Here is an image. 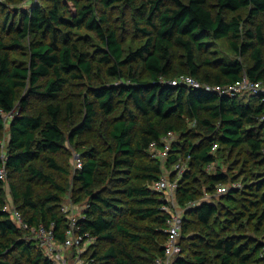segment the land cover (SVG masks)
Instances as JSON below:
<instances>
[{
	"label": "trees",
	"instance_id": "trees-1",
	"mask_svg": "<svg viewBox=\"0 0 264 264\" xmlns=\"http://www.w3.org/2000/svg\"><path fill=\"white\" fill-rule=\"evenodd\" d=\"M23 1L0 2V170L7 178L0 179V264H52L30 229L43 227L55 243L65 242L70 220L61 208L72 183L85 199L74 216L77 231L96 241L86 264H153L163 256L169 215L152 186L167 177L163 162L174 163L182 150L174 140L159 160L151 146L161 151L170 132L193 166L174 193L185 210L180 236L198 225L217 264H264V190L249 199L261 209L229 220L239 230L254 220L261 238L215 220L218 205L227 215L237 209L239 188L218 195V205L200 198L229 184L220 168L208 173L221 150H239L251 172L264 176V0ZM185 76L199 87L178 82ZM243 77L261 89L240 98L203 88ZM80 84L77 122L71 89ZM93 131L90 141L80 140ZM66 144L80 169L72 171L73 158L71 169L61 159ZM6 180L27 229L4 210ZM257 184L258 192L264 179ZM194 261L204 264L207 256Z\"/></svg>",
	"mask_w": 264,
	"mask_h": 264
},
{
	"label": "rangeland",
	"instance_id": "rangeland-1",
	"mask_svg": "<svg viewBox=\"0 0 264 264\" xmlns=\"http://www.w3.org/2000/svg\"><path fill=\"white\" fill-rule=\"evenodd\" d=\"M28 1L24 0L22 3L23 7H27ZM85 89L83 87V84L76 85L72 87V93L74 94V102H75V121H80V119L83 116L82 113V101L83 96L79 95V91L81 92ZM251 92L243 91L239 94L240 98H246L250 95ZM84 95V93H83ZM71 97L68 96V100H70ZM188 128H192L191 125H188ZM7 131V129L5 130ZM65 134H67V131H65ZM96 136V132H91L88 134L82 135L80 137V140H86L90 141L92 138ZM7 140V132L4 135V139L2 140V145L6 144ZM176 142H178L179 149L182 151L177 154V160L170 164L165 165V162H163L165 168L163 167L164 174L169 177V179L173 182L178 181L181 176L185 173H188V175H191L193 172V166L190 164V159L188 157L184 156L185 148H182V140L179 135L175 136ZM3 150V147H1V151ZM77 153L75 150L69 145L66 144L64 153L62 154V160H64L67 164H69L71 169V163L72 158ZM218 155H220L222 158L219 160V166H216L213 164L211 168L208 169V173L214 172L216 169L220 168V170L228 176L229 184L225 186H230L232 183H230L231 178L238 179L236 186L241 191V194H238L237 198L239 200L238 207L236 210L229 212V215H227V209L220 207L218 204L221 200V198L218 196V192L215 190L212 194L203 193L200 198L202 199V202H214L218 205L219 213L215 216V220L222 222V224L226 228H230L235 234H241L245 236H251V237H257L261 238V233L255 231V221L250 220L247 224L246 218L244 219V224L246 226L244 229L239 230L237 229L236 225H233L230 223V219L232 218V213L234 212H243L247 216L249 214H255L258 209H261L262 206L258 205V207H253L249 203V199L255 200L254 194H259L264 190V188L261 189V191H256L257 183L260 180L264 179V176H262L261 173L250 170V164L243 163V160L246 159V156L242 153L239 154V150L235 151H227V150H221L218 152ZM73 171V167H72ZM253 174V175H252ZM7 179V178H6ZM203 180H201V183ZM78 186L74 183H72V188L67 193V197L65 201L62 204V207L68 210L67 215H73L76 218L81 215L82 209L85 207V199L83 198V195L80 196V194L77 193ZM5 193H6V206L12 209V198L10 194V182L6 180L5 184ZM81 197V201L79 203L73 202V199L75 200L77 197ZM175 211L180 213L181 215H185V210L181 207H179L175 203ZM210 240V237L206 236L205 232L200 231L198 225L190 224L189 225V237L183 239L181 236L178 240V246L180 247V252L178 254H175L171 258V264H174L175 259L180 256L182 259L189 260L193 262L192 264H196L194 261L195 258L201 257L202 254H206L207 261L204 264H217V260L214 258L213 255L209 253V250L207 249L206 243H208ZM96 241L91 240L90 242H86L82 245L81 250L83 251V254H85V257L83 255V262L86 263L87 256L96 249ZM44 256L51 260L52 264H74L73 260V253H75L74 248H68L65 249L61 245L47 241L46 244L42 246ZM24 264H30V263H24Z\"/></svg>",
	"mask_w": 264,
	"mask_h": 264
},
{
	"label": "built area",
	"instance_id": "built-area-1",
	"mask_svg": "<svg viewBox=\"0 0 264 264\" xmlns=\"http://www.w3.org/2000/svg\"><path fill=\"white\" fill-rule=\"evenodd\" d=\"M35 1V0H27ZM0 2H4V0H0ZM178 82L186 84L190 87L198 88L199 84L191 77H181ZM177 82L173 81L172 84L176 85ZM206 91L215 92L219 95H239L243 91L253 92L255 93L257 90L261 89V84L259 83H252L246 77H243L241 80L227 85V86H203ZM175 139V135L173 133H168L164 138H162V143L164 147L161 151L155 152V145L151 146L153 151V157L159 160H163L166 158L167 153L170 149L172 142ZM216 145L213 146L212 150L216 149ZM81 168V162L77 156L73 158V169L77 170ZM6 178V170L2 168L0 170V179L4 180ZM237 184H231L230 186L221 185L216 188L218 195L225 194L229 187L231 188H238ZM152 188L162 194L168 203V206L165 209L167 212L168 219H167V239L164 244L163 249V256L158 257L154 260L153 264H171V258L180 252V247L178 246V240L180 238L181 233V226L183 222V215L175 211V201H174V193L177 188V181L170 182L167 177L163 176L158 181H156ZM194 205V204H190ZM4 210L9 212L11 219L13 220L14 224L18 228L27 229L28 226L22 221V217L20 213L12 207L5 206ZM63 213H68V210L64 207L61 208ZM69 225L66 231V239L65 242L61 245L63 248H74L75 253H73V260L74 264H86L83 262L82 254L83 251L81 247L84 243L90 242L91 239L84 240L82 236L77 231L76 228V220L73 215H69ZM32 232L33 238L38 240L40 245L43 246L46 244L47 241L54 242L53 235L50 231H46L43 227H39L38 229H30ZM262 258H264V248L260 254Z\"/></svg>",
	"mask_w": 264,
	"mask_h": 264
}]
</instances>
